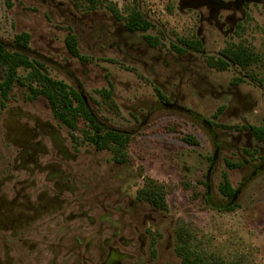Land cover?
I'll return each instance as SVG.
<instances>
[{
	"label": "rangeland",
	"instance_id": "rangeland-1",
	"mask_svg": "<svg viewBox=\"0 0 264 264\" xmlns=\"http://www.w3.org/2000/svg\"><path fill=\"white\" fill-rule=\"evenodd\" d=\"M103 1L91 8L85 0H0V41L11 48L14 35L27 31L31 58L80 92L106 128L132 135L128 162L116 164L110 151L75 143L47 100L32 98L18 84L6 99L0 94L5 107L0 109V133L3 123L21 111L50 120L57 126L55 138L67 149L63 168L71 176L70 186L103 196L121 190L134 198L152 178L169 188L157 224L160 235L166 229L174 232V247L175 227L182 220L226 261L264 264V142L250 130L264 128V0ZM107 2L123 15L140 11L152 26L147 32L127 31ZM146 33L158 38L157 47L146 42ZM69 34L76 35L85 60L68 52ZM179 38L199 40L202 51L178 53L171 45H180ZM230 44H245L258 54L251 70L207 65L208 56H218ZM3 72L0 67V81ZM26 73L18 69L19 75ZM237 77L242 81H234ZM98 90H111L113 103ZM185 134L198 144L182 140ZM41 138L52 155V144ZM5 150L10 155L16 150L7 139ZM223 173L237 190L230 210L222 209L228 201L218 189Z\"/></svg>",
	"mask_w": 264,
	"mask_h": 264
},
{
	"label": "flooded vegetation",
	"instance_id": "flooded-vegetation-1",
	"mask_svg": "<svg viewBox=\"0 0 264 264\" xmlns=\"http://www.w3.org/2000/svg\"><path fill=\"white\" fill-rule=\"evenodd\" d=\"M33 117L21 111L0 133V264H182L174 232L160 235L163 209L121 190L103 196L70 186L57 126Z\"/></svg>",
	"mask_w": 264,
	"mask_h": 264
},
{
	"label": "trees",
	"instance_id": "trees-1",
	"mask_svg": "<svg viewBox=\"0 0 264 264\" xmlns=\"http://www.w3.org/2000/svg\"><path fill=\"white\" fill-rule=\"evenodd\" d=\"M85 1L91 8L104 2L103 0ZM106 6L113 13L115 19L123 21L125 29L129 32H147L152 26L151 22L136 9H131L126 15H123L114 3L107 2ZM30 39L31 35L27 31H22L14 35L12 40L14 46L11 48L0 41V67L4 71V77L0 81L1 97L6 99L15 84L27 87L32 93V98L42 96L47 100L53 116L70 129L71 140L75 143H90L99 151H110L115 162L119 164L128 162L127 147L133 138L132 135L116 129L106 128L93 114L80 92L71 88L63 80L50 76L46 65L38 59L31 58L27 52ZM144 39L150 46H158L156 36L146 33ZM179 41L180 45L183 46L178 44H172L171 46L180 54L185 53L187 49L202 51V44L199 40L179 38ZM65 45L72 56L85 60L78 49L76 35H67ZM258 60V54L249 46L230 44L221 49L218 56H208L206 62L209 67L220 71L228 69L231 65H235L243 71H249ZM19 68H24L27 73L23 76L19 75ZM249 74L253 79H256L252 72H249ZM234 81L241 82L242 78L237 77ZM261 84L264 87V82ZM98 92L104 95L106 100L113 103L111 90H98ZM158 96L165 104H168V99L159 91ZM1 106H3V103H1ZM167 129L175 131L174 127H167ZM250 130L258 141L264 142L263 127L251 126ZM182 140L189 144H198V141L191 134L183 135ZM238 164L231 165L237 166ZM218 189L228 201L227 204L222 206V209H232L235 204L237 190L230 184L226 173L222 174ZM168 190L169 188L165 184L148 178L142 188L137 191V196L152 205L166 209ZM175 236V252L182 264H241L240 261H237V263L230 260L226 261L221 255L206 248L202 238L198 237L196 231L182 220L176 224Z\"/></svg>",
	"mask_w": 264,
	"mask_h": 264
}]
</instances>
